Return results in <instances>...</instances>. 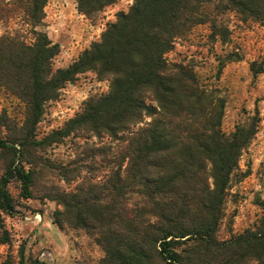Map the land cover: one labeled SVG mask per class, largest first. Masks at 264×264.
Returning a JSON list of instances; mask_svg holds the SVG:
<instances>
[{"label":"trees","instance_id":"1","mask_svg":"<svg viewBox=\"0 0 264 264\" xmlns=\"http://www.w3.org/2000/svg\"><path fill=\"white\" fill-rule=\"evenodd\" d=\"M76 1L87 16L116 2ZM222 1L133 0L100 40L68 67L53 71L59 45L34 29L42 24L48 0H14V10L33 27L35 41L27 44L17 35L7 36L0 46V87L26 105L22 136L0 138V148L14 149V159L0 178L2 242L9 240L2 215L18 212L9 184L19 180L22 195L31 196L37 147L71 134H106L112 142L106 188L115 190L126 178L127 189L138 186L144 195L143 206L125 220L126 233L115 227L108 234V263L242 264L248 255L255 264H264V214L258 226L229 240L216 237L240 156L257 132L258 120L227 135L222 129L225 101L218 89L203 87L189 67L170 64L165 57L177 38L199 24L208 23L214 38L224 36L228 30L217 13ZM224 8L264 21V0H226ZM86 71L109 79L108 92L90 97L62 128L35 140L45 104ZM95 186L78 189L87 192ZM56 197L71 209L77 194L59 191ZM117 235L130 239L118 244Z\"/></svg>","mask_w":264,"mask_h":264},{"label":"rangeland","instance_id":"2","mask_svg":"<svg viewBox=\"0 0 264 264\" xmlns=\"http://www.w3.org/2000/svg\"><path fill=\"white\" fill-rule=\"evenodd\" d=\"M13 2L0 0V46L7 36L17 35L27 44L35 41L33 27L22 12L14 10ZM225 3L223 0L217 9L228 30L224 36L214 38L208 23L199 24L177 38L165 54L170 64L189 67L203 87L218 89L225 101L222 129L227 135L237 126L258 120L257 132L243 149L228 190L218 241L258 226L264 214V21L245 19L242 13L225 9ZM132 4L133 0H116L98 14L87 16L78 10L76 0H48L42 24L34 29L59 45L53 71L68 67L100 40L108 24ZM109 87L110 80L100 78L95 71L78 74L60 89L57 99L45 104L34 130L35 140L43 141L62 128L81 111L84 102L108 92ZM25 119V103L10 89L0 87V138L21 137ZM111 143L106 134L88 133L71 134L37 147L39 161L32 167L35 184L31 196L22 195L19 180L9 184L18 212L2 215L9 240L0 239V264H110L106 259L108 234L115 227L122 230L125 220L144 204L140 187L127 189L126 178L121 187L106 188ZM13 159L14 149L0 148V178ZM88 184H96V188L87 192L78 189ZM59 191L77 194L71 209L56 197ZM117 238L118 244L130 239ZM243 260L242 264H255L248 255Z\"/></svg>","mask_w":264,"mask_h":264}]
</instances>
